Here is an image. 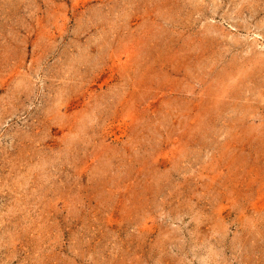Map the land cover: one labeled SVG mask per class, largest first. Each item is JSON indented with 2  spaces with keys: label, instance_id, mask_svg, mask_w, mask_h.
I'll return each mask as SVG.
<instances>
[{
  "label": "rangeland",
  "instance_id": "rangeland-1",
  "mask_svg": "<svg viewBox=\"0 0 264 264\" xmlns=\"http://www.w3.org/2000/svg\"><path fill=\"white\" fill-rule=\"evenodd\" d=\"M0 264H264V0H0Z\"/></svg>",
  "mask_w": 264,
  "mask_h": 264
}]
</instances>
